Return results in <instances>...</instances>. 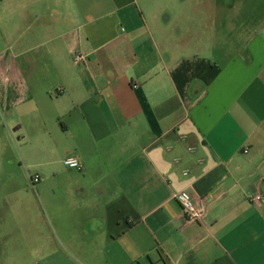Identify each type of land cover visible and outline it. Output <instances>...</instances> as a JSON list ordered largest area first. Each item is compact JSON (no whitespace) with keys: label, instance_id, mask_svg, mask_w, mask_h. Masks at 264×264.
<instances>
[{"label":"crops","instance_id":"0c3cea01","mask_svg":"<svg viewBox=\"0 0 264 264\" xmlns=\"http://www.w3.org/2000/svg\"><path fill=\"white\" fill-rule=\"evenodd\" d=\"M85 1L0 0L3 43L17 46L0 57V264L22 257L5 249L9 212L25 228L35 207L28 187L10 186L11 104L33 115L35 152L54 166L36 164L29 222L39 241L45 214L54 259L264 264V14H241L240 30L239 14H182L175 29L172 15L143 14L137 0H109L99 14H85ZM30 67L44 74L26 77ZM179 193L202 207L201 222L185 221Z\"/></svg>","mask_w":264,"mask_h":264},{"label":"rangeland","instance_id":"374dc122","mask_svg":"<svg viewBox=\"0 0 264 264\" xmlns=\"http://www.w3.org/2000/svg\"><path fill=\"white\" fill-rule=\"evenodd\" d=\"M144 1L145 0H137L143 14L155 13L172 15L174 21H171L170 27L175 29V19L182 14H239L232 20V27L235 30H240L241 28V14H264V5L260 4V6H258L257 0H246V2H244L243 0H210L211 7H208V5H200L201 2L202 4H205L206 0H148L147 8L146 6L144 7V4L142 3ZM229 3H232L233 5L232 11H230ZM77 6L79 8H82L80 4H77ZM109 7H111L109 0H86L85 14L103 13L108 11ZM133 10L135 11V7H133ZM28 38L29 39H26V47L32 50H29L27 52V55H33L36 53L35 50L37 49L35 48V46L37 45V43L33 40V38H30L29 36ZM7 47H10L11 49L6 50ZM3 51L5 52L3 53ZM16 54L17 46L14 47L12 42H10L9 44L3 43L0 29V57L2 56L9 59L13 56H16ZM26 69V77L34 76L35 71L37 70L39 71L38 74H44L40 71L41 68L30 67ZM46 74L50 75V69L46 71ZM27 86H29V84H27ZM3 87L4 85L0 82V93ZM12 89L13 88L11 87V90ZM13 91L10 92V99H12V97H15L13 95ZM11 106L12 107L10 108L9 114L4 115L3 119L4 123H6V128L3 131L4 150L7 149L6 153L10 160V166L8 167V169L15 175V179H12L11 177L10 186L11 188H23L24 186L28 187L30 189V193H26L25 203L35 205V207H31L30 211H26L25 228L18 223L21 221V219L17 216V211L9 212V235L7 236L5 249L7 252L9 250L17 251V253L21 252L20 255H22V257H19L20 259H18L15 256L14 258H6L1 260L4 261V264H77V260L74 258L67 259L66 256L59 255L58 259H54L53 256H51V252L59 245L58 243H56L52 225L47 220L43 212L36 216V225L40 227L39 241L38 238H35L34 236V234L36 236L38 235L37 229H34L33 226L29 225V222L33 219V210H36L37 214V209L39 208L37 196L33 191L35 187L39 186V183L34 185L32 182H30L29 179L30 177L33 178L36 174H38V168L36 167V164H41L43 169L48 168L50 171L54 166L47 165L48 161H50L51 159H44L41 156H38V154L35 152L34 141L39 136L40 130L35 128V126L32 124L33 115L28 114V112L25 111L26 107L24 106L21 108H18V106L16 105L13 106L12 104ZM17 126H20V129L13 132V129ZM24 136L25 139L20 138ZM18 138L20 139L18 140ZM5 144L7 146H5ZM16 201V199L11 198L9 203L11 206H14L13 203H15ZM18 228H21L25 231V240L21 236ZM23 247L25 248L23 249Z\"/></svg>","mask_w":264,"mask_h":264},{"label":"built area","instance_id":"2783aa9c","mask_svg":"<svg viewBox=\"0 0 264 264\" xmlns=\"http://www.w3.org/2000/svg\"><path fill=\"white\" fill-rule=\"evenodd\" d=\"M74 64L77 66L80 63L83 62L84 56L81 53L74 54L73 56ZM64 165L71 170H80L81 165L78 163L77 160L73 158H66L64 160ZM31 182L33 184L39 182V178L37 176H34L31 179ZM174 198L178 201V203L181 205L183 210L184 219L186 222H201L203 219L204 211L202 207L195 203L191 197L184 193H179L174 196ZM251 202L255 205H259L262 201V196L260 194L254 195L251 199Z\"/></svg>","mask_w":264,"mask_h":264},{"label":"water","instance_id":"95a60500","mask_svg":"<svg viewBox=\"0 0 264 264\" xmlns=\"http://www.w3.org/2000/svg\"><path fill=\"white\" fill-rule=\"evenodd\" d=\"M20 129V127L19 126H17V127H15L14 129H13V132H15V131H17V130H19ZM20 138H18V140H19Z\"/></svg>","mask_w":264,"mask_h":264}]
</instances>
